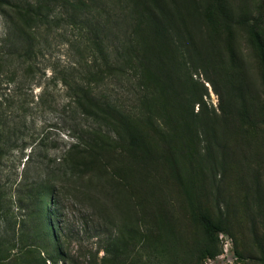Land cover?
I'll use <instances>...</instances> for the list:
<instances>
[{"label":"rangeland","instance_id":"rangeland-1","mask_svg":"<svg viewBox=\"0 0 264 264\" xmlns=\"http://www.w3.org/2000/svg\"><path fill=\"white\" fill-rule=\"evenodd\" d=\"M83 1L89 15L72 23L57 8L30 38L20 15L0 8V128L10 138L0 147V264H42L50 252L28 245L35 219L47 214L31 196L36 183L58 198L66 264H103L96 249L132 231L154 250L176 244L188 255L204 232L178 173L199 213L224 221L221 254L206 262L264 264V63L255 40L264 54V0ZM133 9L153 40L143 77L167 122L155 128L169 133L132 125L151 158L128 149L121 131L116 141L106 122L82 117L71 97L92 66L88 30L99 26L106 43L108 26L124 28ZM117 85L91 86L131 107ZM13 232L26 240L14 244Z\"/></svg>","mask_w":264,"mask_h":264},{"label":"trees","instance_id":"trees-1","mask_svg":"<svg viewBox=\"0 0 264 264\" xmlns=\"http://www.w3.org/2000/svg\"><path fill=\"white\" fill-rule=\"evenodd\" d=\"M100 4L104 6L105 2L101 1ZM2 7H7L20 15L19 17L23 24L22 31L27 38H30L29 36L33 34L30 32L47 23L50 18V12L57 8L64 9L65 12L70 11L72 23L80 15H89L92 12L89 2L83 0H0V8ZM129 17V23L124 28L120 26V30L116 27L119 26L117 21H114V26L110 22L111 26L106 29L108 31L107 38H109H106V43L99 37V26L93 25L94 29L88 30L92 36L89 38L92 43V48H90L93 58L91 60L92 66L87 71L81 72L82 83L72 89L71 97L76 110L82 117L106 122L108 126L117 129L115 134L116 141H120L121 131L126 137L125 141L128 149L146 158H151L152 153L148 144L132 125L135 122L143 121L153 130L159 132V137L161 136V138L168 137L169 133L168 131H158L155 128L156 125L165 126L167 122L165 116L156 110L158 99L155 98L154 93L148 88L143 77V71H147L148 63L150 62L148 53L153 44V40L149 37L150 33H148L150 27H148L147 21H143L145 18L138 14L135 9L131 10ZM87 25V29H90L89 20ZM255 40L264 63V54L260 41L257 37H255ZM96 56L101 59V64L97 61ZM184 66V63H178L175 70L182 71L185 68ZM108 80L110 82L113 80L120 86V89L124 91L132 102L131 107L124 106L118 99H114L110 95L103 94L97 97L93 93L96 87L91 86L92 83L106 82V84H110ZM159 122L161 123L159 124ZM2 126L4 125L1 124L0 127ZM9 141V136L3 134V130L0 128V147ZM176 176L183 189L190 214L193 220L202 226L204 232V239L196 247L195 251L189 252L188 255L184 256L180 253L176 244L154 250L148 242L140 240L137 233L129 231L131 232L129 240L120 241L119 236H113L104 246L96 249L95 257H97L99 251L102 252L100 263L204 264L207 260L214 259L221 254V246L218 245L217 234L225 230L223 219L219 217L213 222L207 215L199 213L193 201L190 188L184 177H182L183 175L178 173ZM46 194L48 192L44 188L42 191V184L40 186L36 183L31 189L32 198H36V203H34L39 207V215L46 212L47 214L44 217L45 219L41 216L35 219L36 231L32 230L35 233L29 238L28 245H40L41 248L49 247V254L43 259L39 257V262L42 264H46V262L66 264L69 258L63 246L65 229L59 213V201L56 193L50 192L48 196ZM45 198L51 204L52 209L50 211L45 207ZM23 236L24 232L21 235L18 233L17 237L13 232V243L16 244L19 239L26 240ZM48 237L49 241H47ZM1 252L0 248V254Z\"/></svg>","mask_w":264,"mask_h":264},{"label":"built area","instance_id":"built-area-1","mask_svg":"<svg viewBox=\"0 0 264 264\" xmlns=\"http://www.w3.org/2000/svg\"><path fill=\"white\" fill-rule=\"evenodd\" d=\"M223 257H224V255H221L220 258H223ZM208 262H210V261L208 260ZM208 262H204V264H208Z\"/></svg>","mask_w":264,"mask_h":264}]
</instances>
